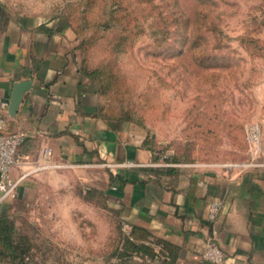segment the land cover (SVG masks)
<instances>
[{
  "label": "rangeland",
  "instance_id": "rangeland-1",
  "mask_svg": "<svg viewBox=\"0 0 264 264\" xmlns=\"http://www.w3.org/2000/svg\"><path fill=\"white\" fill-rule=\"evenodd\" d=\"M76 1L0 0L15 14L58 18L76 28L71 44L79 64L110 79L97 94L99 105L110 115L126 111L127 122L165 154L179 163L245 158V125L264 121V0H120L124 9L106 27L100 20L110 0H95L85 15ZM158 14L169 34L155 47ZM175 14L193 21L207 51L214 37L226 46L217 62L188 57L173 31L191 29L172 25ZM120 34L127 37L118 45ZM243 34L251 40L249 51L240 44ZM0 213L26 245L23 257L0 256V264H153V243L127 241L117 209L70 169L51 173L24 197L1 201Z\"/></svg>",
  "mask_w": 264,
  "mask_h": 264
},
{
  "label": "crops",
  "instance_id": "crops-1",
  "mask_svg": "<svg viewBox=\"0 0 264 264\" xmlns=\"http://www.w3.org/2000/svg\"><path fill=\"white\" fill-rule=\"evenodd\" d=\"M71 40L70 28L58 18L18 15L0 2L3 131L26 133L19 162L9 170L12 180L22 176L15 196L70 169L104 194L134 241L153 243V264H211L201 257L209 237L222 251L220 264H264V166L244 165L247 153L232 166L155 165L162 157L155 159L142 129L99 113V98L79 70ZM19 81H29L28 89L10 115L12 84ZM261 134L264 152V121ZM44 146L51 148L47 159L40 154ZM212 199L221 205L208 223Z\"/></svg>",
  "mask_w": 264,
  "mask_h": 264
},
{
  "label": "trees",
  "instance_id": "trees-1",
  "mask_svg": "<svg viewBox=\"0 0 264 264\" xmlns=\"http://www.w3.org/2000/svg\"><path fill=\"white\" fill-rule=\"evenodd\" d=\"M103 15L105 18H102L100 21V25L106 27L109 25V22L115 19V17L124 9L122 6V3L120 0H110L109 2H104L103 3ZM75 5L80 6V13L85 15L89 14L91 10L96 6V1L95 0H77L75 2ZM177 15L175 14V17L173 18L172 25H178L182 24L183 27H188V29H191V34L186 32V34L183 32L178 33V30H174L173 36H177V41L180 43L182 42V45H185L186 48V54L190 59L193 60V62H217L218 56L220 55V49L226 48L223 44H221L215 37L213 39V43L211 46V49L209 51L206 50V40L204 37H202L198 32L197 29L196 31L192 28L193 21L189 20L188 17H184L181 19L180 15L176 17ZM157 20L159 22L155 21V25H159V36L155 38L156 46H161L163 45L164 42L167 41L168 34L169 32L167 31V28L165 26V21H164V16H161L160 14L157 15ZM68 21V20H67ZM67 22H64V24ZM159 23V24H158ZM212 22L209 23L210 26ZM67 27L72 29L74 33L76 32V28H72L70 23L68 22L65 24ZM70 25V26H69ZM213 28V26H212ZM210 28V29H212ZM172 34V33H171ZM127 36L124 34H120L119 38L117 40V44L120 45L121 41L124 40ZM201 38L203 41H201ZM205 40V41H204ZM251 43V40L248 36V34H243L240 38V44L247 50L249 51V45ZM166 44V43H165ZM213 50H215L213 52ZM177 53H182V48L180 47L177 50ZM79 70L90 80L96 81L97 87L94 88V92L96 94H102L104 93L105 87L110 83V79L105 77L104 75L96 76L94 73L95 72H86L81 65L79 64ZM99 113L108 119L112 120H123V121H128L130 119L129 114H127L126 111L122 112L120 115H115V114H107L105 110L99 105ZM152 138L150 136H145L144 143L148 146L151 151L156 152L155 159L162 157L166 155L164 160H169L171 162H178L180 159L178 156H175L174 154H165L163 151L162 147H159L152 143ZM246 146V145H245ZM130 233L128 236H126L127 241H131L132 238L130 237ZM130 237V238H129ZM26 252V245H25V238L21 235H19L14 227L13 222L9 219L8 215L5 213H0V256L5 257V256H13V257H23L24 253Z\"/></svg>",
  "mask_w": 264,
  "mask_h": 264
},
{
  "label": "built area",
  "instance_id": "built-area-1",
  "mask_svg": "<svg viewBox=\"0 0 264 264\" xmlns=\"http://www.w3.org/2000/svg\"><path fill=\"white\" fill-rule=\"evenodd\" d=\"M26 133L23 130H15L12 132L3 131V118L0 114V202L15 197V188L19 179L12 180L9 176V170L19 162L18 146L25 138ZM244 140L246 145V153L250 160L244 165L264 166V152L262 150V134L261 124L256 121L247 123L244 127ZM40 154L47 159L51 155V148L44 146L40 149ZM166 155L162 156V161L155 165L172 166L171 162L164 160ZM119 165V164H116ZM232 166L233 164H225ZM220 201L212 199L207 204L206 220L208 223L213 222L219 212ZM126 228L128 235L129 228L122 223ZM160 246L157 247L159 249ZM201 257L211 264H220L223 259V254L218 245L212 238H207L202 245Z\"/></svg>",
  "mask_w": 264,
  "mask_h": 264
},
{
  "label": "water",
  "instance_id": "water-1",
  "mask_svg": "<svg viewBox=\"0 0 264 264\" xmlns=\"http://www.w3.org/2000/svg\"><path fill=\"white\" fill-rule=\"evenodd\" d=\"M29 81H19L12 84L10 93V99L8 104V111L10 115H13L17 109V106L21 100V95L28 89Z\"/></svg>",
  "mask_w": 264,
  "mask_h": 264
}]
</instances>
